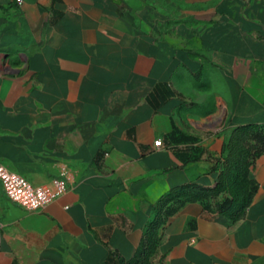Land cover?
<instances>
[{"label": "crops", "instance_id": "obj_1", "mask_svg": "<svg viewBox=\"0 0 264 264\" xmlns=\"http://www.w3.org/2000/svg\"><path fill=\"white\" fill-rule=\"evenodd\" d=\"M250 123L264 124V0H0V165L69 187L29 211L0 181V264L134 259L153 205L213 187ZM251 176L241 220L186 203L154 261L264 264V155Z\"/></svg>", "mask_w": 264, "mask_h": 264}, {"label": "trees", "instance_id": "obj_2", "mask_svg": "<svg viewBox=\"0 0 264 264\" xmlns=\"http://www.w3.org/2000/svg\"><path fill=\"white\" fill-rule=\"evenodd\" d=\"M222 153V170L216 184L210 188L187 184L175 187L163 195L153 205V218L145 228L135 258L132 260L120 258L115 264H152L164 226L186 203L201 202L206 209L216 208L233 222L244 217L258 189L251 172L258 159L264 155V124L250 123L232 129L223 145ZM237 181H241L242 191L234 194L232 185ZM222 195L227 197L217 204V207L209 203Z\"/></svg>", "mask_w": 264, "mask_h": 264}, {"label": "built area", "instance_id": "obj_3", "mask_svg": "<svg viewBox=\"0 0 264 264\" xmlns=\"http://www.w3.org/2000/svg\"><path fill=\"white\" fill-rule=\"evenodd\" d=\"M161 145V140L155 142L156 147ZM0 181L7 198L29 211L44 210L49 204L65 194L69 188L67 182L62 179H53L43 185H33L24 176L12 172L2 165H0Z\"/></svg>", "mask_w": 264, "mask_h": 264}, {"label": "rangeland", "instance_id": "obj_4", "mask_svg": "<svg viewBox=\"0 0 264 264\" xmlns=\"http://www.w3.org/2000/svg\"><path fill=\"white\" fill-rule=\"evenodd\" d=\"M214 118H215V116L214 117L211 116V117H209V120H213ZM215 129H217V128H215ZM227 132H230V131H227ZM240 191H242V183H241V181H237V182L233 183V185H232V192L235 194V193H238ZM226 197H227V195H222V196H220V197H218L216 199L211 200L209 203L213 207H217V204H219L220 202H222ZM152 264H159V263L158 262H155L154 259H152Z\"/></svg>", "mask_w": 264, "mask_h": 264}]
</instances>
